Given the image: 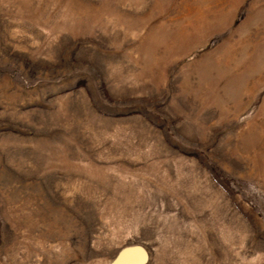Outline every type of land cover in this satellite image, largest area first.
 <instances>
[{
  "label": "rangeland",
  "instance_id": "obj_1",
  "mask_svg": "<svg viewBox=\"0 0 264 264\" xmlns=\"http://www.w3.org/2000/svg\"><path fill=\"white\" fill-rule=\"evenodd\" d=\"M120 261L264 264V0H0V264Z\"/></svg>",
  "mask_w": 264,
  "mask_h": 264
},
{
  "label": "water",
  "instance_id": "obj_2",
  "mask_svg": "<svg viewBox=\"0 0 264 264\" xmlns=\"http://www.w3.org/2000/svg\"><path fill=\"white\" fill-rule=\"evenodd\" d=\"M122 254H123V253H122ZM122 254H121V255H122ZM124 254H127V253H124ZM129 254H130V253H129ZM121 255H119V256H121ZM131 255H132V254H131ZM119 256H118V257H119ZM134 257H135V256H134ZM118 264H126V263H125V261H120ZM134 264H139V263H134Z\"/></svg>",
  "mask_w": 264,
  "mask_h": 264
},
{
  "label": "bare ground",
  "instance_id": "obj_3",
  "mask_svg": "<svg viewBox=\"0 0 264 264\" xmlns=\"http://www.w3.org/2000/svg\"><path fill=\"white\" fill-rule=\"evenodd\" d=\"M124 256H122L120 259L122 260Z\"/></svg>",
  "mask_w": 264,
  "mask_h": 264
}]
</instances>
